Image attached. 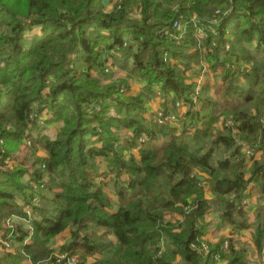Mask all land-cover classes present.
Segmentation results:
<instances>
[{
	"label": "trees",
	"instance_id": "obj_1",
	"mask_svg": "<svg viewBox=\"0 0 264 264\" xmlns=\"http://www.w3.org/2000/svg\"><path fill=\"white\" fill-rule=\"evenodd\" d=\"M210 211L262 254L264 0H0V264H264Z\"/></svg>",
	"mask_w": 264,
	"mask_h": 264
},
{
	"label": "rangeland",
	"instance_id": "obj_2",
	"mask_svg": "<svg viewBox=\"0 0 264 264\" xmlns=\"http://www.w3.org/2000/svg\"><path fill=\"white\" fill-rule=\"evenodd\" d=\"M104 2H105L104 4L108 6L109 4H113L115 2V0H104ZM110 68H111V70L113 72L112 74L114 75V78L121 79L122 83L124 81L127 82V84L132 88L133 93L138 94L141 97H143L144 104L147 106L149 113L154 111L155 112L154 113V117H156L157 121H158L157 113L162 111V108H160V106H159V105H161L162 98L145 95L143 93V90H142V87H141L142 85L137 80L126 76V74L123 71L120 72L119 69L117 67H115V66L114 67H110ZM195 70L198 73V75L195 76V78H193L192 72L190 70H188L187 68H184L182 70V72L187 76L186 80L193 78L192 82H195V88H194V92L192 94L193 102L196 101V99H197L196 96L198 94L197 92H195V89L198 88L200 90V87L202 86V84L205 81L206 75L208 77H210V73H211V71L209 69H207V66L205 64H202L200 66H196ZM128 92H129V90H128ZM194 96H195V100L193 99ZM176 107H177V114H178V113H181V112L183 113L185 110H187L188 105H185L183 103H176ZM163 112H164V110H163ZM163 123L175 124L177 127H180L179 120H174V121L171 120L169 122L165 121ZM48 126L49 127H45L44 130L50 136L53 137L56 134L57 130L59 129L60 123L57 121V122H53V123L49 124ZM40 153L43 154L44 152L41 151ZM111 189H112V186L110 187L109 191H111ZM28 210L31 211L30 208H28ZM12 219H13L14 222L20 220L17 216L13 217ZM217 227H218L217 225L209 227V231L208 232L214 233V230H216ZM235 237L237 238L238 236L235 235ZM244 237H245V235H244ZM0 239L3 240V241L1 240L2 241L1 244H3V242L7 243L5 241V239H4V236H2ZM240 240H242V239H240ZM242 241H244V240H242ZM1 244H0V247H1ZM248 245H249V248H250L251 261L252 262H254L255 260L258 261L259 260L258 257H261L262 254L264 253V251H262V254L259 256L257 254V252L254 253V249L251 247V245L249 243H248ZM262 258L264 259V255L262 256ZM263 263H264V261H263Z\"/></svg>",
	"mask_w": 264,
	"mask_h": 264
},
{
	"label": "crops",
	"instance_id": "obj_3",
	"mask_svg": "<svg viewBox=\"0 0 264 264\" xmlns=\"http://www.w3.org/2000/svg\"><path fill=\"white\" fill-rule=\"evenodd\" d=\"M105 3V2H104ZM105 5V4H104ZM112 6V4H109L108 6L107 5H105V7H107V8H110ZM253 201H255V200H253ZM252 215H254V212L252 213ZM206 220L209 222V227H211V226H215V225H217L218 226V215H217V213L216 212H214V211H210L208 214H207V216H206ZM69 230H67V231H65L63 234H61V235H59V236H57V237H55L54 239H53V241H52V246L54 247V248H57V249H59V247L62 245V244H64V243H66V242H69L70 241V232H68ZM238 236L237 238L239 239H242V240H244V241H247L250 245H251V247L254 249V247H253V245H252V243H251V235H250V231L249 230H244V231H241V233L239 234V235H237V234H235L232 230H231V228H229V227H217V229L216 230H214V233H210V232H208L207 234H206V236L204 237L207 241H209V242H215L218 238H220L221 236ZM244 235H245V237H244ZM3 235L2 234H0V238L2 237ZM2 239H0V244H1V242L3 241H1ZM263 251H264V249H263ZM256 251H255V249H254V253H255ZM264 255V253L262 254V256ZM262 256L260 257V259H262V261H264V259L262 258ZM258 259H259V257H258ZM27 264H30L29 262H26Z\"/></svg>",
	"mask_w": 264,
	"mask_h": 264
},
{
	"label": "built area",
	"instance_id": "obj_4",
	"mask_svg": "<svg viewBox=\"0 0 264 264\" xmlns=\"http://www.w3.org/2000/svg\"><path fill=\"white\" fill-rule=\"evenodd\" d=\"M174 26H176V23H174ZM178 28H179V26H178ZM198 91H199L198 88L195 89V92L198 93ZM193 99L195 100V96L193 97ZM157 117H158V122H160V123H163L165 121H168L169 122L171 120H173V121L176 120V115L174 113H167L166 115H164V112H162V111L157 113ZM247 153H249V150H247ZM245 203H247V201ZM13 217H15V216H13ZM11 222L12 221L9 219L8 220V223H11ZM204 240H206V239L204 238ZM3 244H6V246H9L8 243H5V242H3ZM226 244L227 243L225 242L224 246H226ZM201 246H202V249L204 251L207 250V244H206V242H202ZM64 258H65V255L58 256L56 262H54L53 264H58ZM216 260L217 261H220V259H219L218 256H216ZM67 263L68 264H75L76 263V258L75 257H68V262Z\"/></svg>",
	"mask_w": 264,
	"mask_h": 264
}]
</instances>
